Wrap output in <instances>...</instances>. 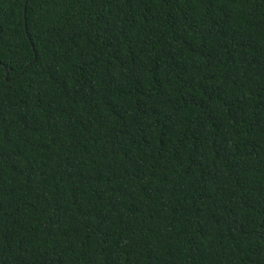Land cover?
I'll use <instances>...</instances> for the list:
<instances>
[{"label":"trees","instance_id":"obj_1","mask_svg":"<svg viewBox=\"0 0 264 264\" xmlns=\"http://www.w3.org/2000/svg\"><path fill=\"white\" fill-rule=\"evenodd\" d=\"M0 264H264V0H0Z\"/></svg>","mask_w":264,"mask_h":264}]
</instances>
